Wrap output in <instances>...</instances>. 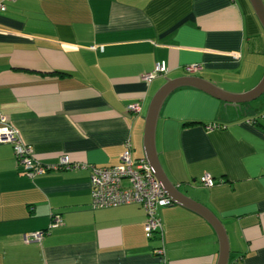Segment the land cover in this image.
<instances>
[{
	"label": "crops",
	"instance_id": "crops-1",
	"mask_svg": "<svg viewBox=\"0 0 264 264\" xmlns=\"http://www.w3.org/2000/svg\"><path fill=\"white\" fill-rule=\"evenodd\" d=\"M0 3V116L51 169L60 156L114 166L126 144L131 159L143 158L145 112L165 79L196 77L240 96L264 73V32L247 0ZM158 64L166 73L142 81ZM191 65L200 69L185 73ZM253 101L235 108L177 88L154 132L167 181L223 227L227 264H264V94ZM51 169L27 178L0 144V264H215L216 235L193 211L156 209L159 257L139 206L93 211L89 171ZM203 176L214 186L202 188ZM41 231L39 243H23Z\"/></svg>",
	"mask_w": 264,
	"mask_h": 264
},
{
	"label": "built area",
	"instance_id": "built-area-1",
	"mask_svg": "<svg viewBox=\"0 0 264 264\" xmlns=\"http://www.w3.org/2000/svg\"><path fill=\"white\" fill-rule=\"evenodd\" d=\"M2 11H4V6L0 3V12ZM199 69L198 65H191L184 67L183 70L185 73L191 74ZM165 70L162 64H158L153 71L141 77L142 81L149 82L155 77L165 74ZM128 110L132 113H138L139 106L132 104ZM213 127L215 126L206 128L209 130ZM0 144L10 145L16 166L23 171L27 178L44 174L46 169H51V167L41 166L34 159L30 147L21 142L16 130L11 128L2 116H0ZM52 169L60 171L86 169L89 171L90 208L93 211L127 205L139 206L145 215L144 236L147 239L158 237L159 246L153 250V253L159 257L163 256L162 229L156 216V209L171 203L161 184L152 175L145 160L143 158L131 159L127 144L117 165L109 167L87 166L72 163L67 156H60L57 166ZM199 184L202 188H211L214 186V181L208 176H203L199 179ZM59 224L60 220L54 216L52 225L57 226ZM44 234V231L24 234L23 243H39Z\"/></svg>",
	"mask_w": 264,
	"mask_h": 264
},
{
	"label": "water",
	"instance_id": "water-1",
	"mask_svg": "<svg viewBox=\"0 0 264 264\" xmlns=\"http://www.w3.org/2000/svg\"><path fill=\"white\" fill-rule=\"evenodd\" d=\"M247 1L262 31L264 32V6L262 1ZM181 87H191L197 89L217 100L222 101L227 105L237 108L240 104L253 101L264 93V73L260 81L252 90L240 96L227 94L212 85L211 83H208L196 77L184 76L176 79H165L164 84L157 89V91L153 94L152 98L150 99L144 116V127L142 137L143 159L148 165L154 178L161 184V187L167 198L170 200V203L181 205L193 211L211 227V229L216 235L218 242V252L215 264H227L229 256V247L223 227L207 209L186 198L181 193H179L174 187H172V185L167 181L166 177L164 176L157 160L156 151L154 148V132L158 113L165 98L173 90Z\"/></svg>",
	"mask_w": 264,
	"mask_h": 264
},
{
	"label": "rangeland",
	"instance_id": "rangeland-1",
	"mask_svg": "<svg viewBox=\"0 0 264 264\" xmlns=\"http://www.w3.org/2000/svg\"><path fill=\"white\" fill-rule=\"evenodd\" d=\"M263 94H264V93H263ZM260 97H261V96H260ZM260 97H259V98H260ZM259 98H257V99H259ZM257 99H255L254 101H257ZM254 101H253V102H254Z\"/></svg>",
	"mask_w": 264,
	"mask_h": 264
},
{
	"label": "trees",
	"instance_id": "trees-1",
	"mask_svg": "<svg viewBox=\"0 0 264 264\" xmlns=\"http://www.w3.org/2000/svg\"><path fill=\"white\" fill-rule=\"evenodd\" d=\"M255 122V121H254Z\"/></svg>",
	"mask_w": 264,
	"mask_h": 264
}]
</instances>
